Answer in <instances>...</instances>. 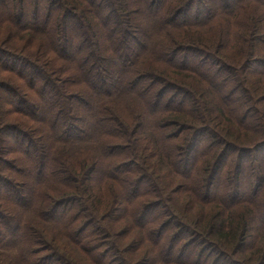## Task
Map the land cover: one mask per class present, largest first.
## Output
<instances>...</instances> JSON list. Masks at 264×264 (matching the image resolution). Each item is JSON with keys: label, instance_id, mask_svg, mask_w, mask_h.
Instances as JSON below:
<instances>
[{"label": "trees", "instance_id": "1", "mask_svg": "<svg viewBox=\"0 0 264 264\" xmlns=\"http://www.w3.org/2000/svg\"><path fill=\"white\" fill-rule=\"evenodd\" d=\"M0 44V264H264V0H0Z\"/></svg>", "mask_w": 264, "mask_h": 264}, {"label": "rangeland", "instance_id": "2", "mask_svg": "<svg viewBox=\"0 0 264 264\" xmlns=\"http://www.w3.org/2000/svg\"><path fill=\"white\" fill-rule=\"evenodd\" d=\"M0 45H1V44H0ZM23 53H25V52H23ZM190 212H191V211H190ZM188 218H189L188 221L190 222V224L193 225L194 222L192 221L191 217H188ZM211 239H212V238H211ZM12 253H13V252H12ZM13 254L15 255V253H13ZM232 255L235 256V259L241 261L240 258H239L240 256H239L238 254L233 253ZM131 257H132V256H131ZM134 257H135V256H134Z\"/></svg>", "mask_w": 264, "mask_h": 264}]
</instances>
